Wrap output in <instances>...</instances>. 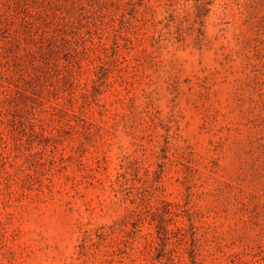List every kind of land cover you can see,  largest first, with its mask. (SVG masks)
I'll return each mask as SVG.
<instances>
[{
	"label": "rangeland",
	"instance_id": "374dc122",
	"mask_svg": "<svg viewBox=\"0 0 264 264\" xmlns=\"http://www.w3.org/2000/svg\"><path fill=\"white\" fill-rule=\"evenodd\" d=\"M74 2L37 53L42 5ZM173 258L264 264V0H0V264Z\"/></svg>",
	"mask_w": 264,
	"mask_h": 264
},
{
	"label": "trees",
	"instance_id": "16d2710c",
	"mask_svg": "<svg viewBox=\"0 0 264 264\" xmlns=\"http://www.w3.org/2000/svg\"><path fill=\"white\" fill-rule=\"evenodd\" d=\"M75 3L76 2H74L70 6H65L66 14L50 12L46 9V5H42V9L44 11L41 12L40 15H38V18H42L44 20V24L42 26H39V28H41V32L37 33V36L32 34V36L30 37L32 40L37 41V53L45 56L50 51L58 50L57 35L61 34L69 23H73L72 16ZM51 42H54L55 44L50 46ZM40 65L41 64L33 63L29 66V69H27V67H23L19 71L20 82L18 83L17 88L15 89V91L17 92V96L14 98L15 108L17 109L16 122L20 127L26 128L28 130L30 139L34 138L39 134V132H37L36 130V126L38 124V121H40V118L38 117L39 111L36 109L34 103H27V99L32 100V95L28 91H30V87L32 90H36L37 85L35 77H37ZM22 83H27L30 87L25 88ZM41 132L42 130L40 131V133ZM174 206V202H168L164 200L162 210H157L155 213H153L151 215L152 219L155 217L163 219L165 213L177 215L176 211L173 210ZM137 211L138 210L127 208V213L123 216L121 221L127 223L129 219L132 218L133 214H136V218L137 220H139L141 215ZM156 226L157 230L161 228L164 231H167L168 228L167 225H160L159 223H157ZM174 229H176V231H181L183 227L182 225L176 223L174 228H168L169 232L173 231ZM172 263L177 264L174 258L172 259Z\"/></svg>",
	"mask_w": 264,
	"mask_h": 264
}]
</instances>
